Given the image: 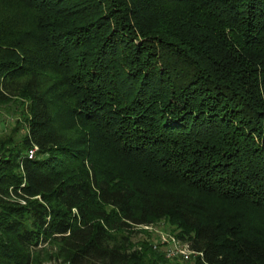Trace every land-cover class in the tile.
Listing matches in <instances>:
<instances>
[{
	"label": "trees",
	"instance_id": "trees-1",
	"mask_svg": "<svg viewBox=\"0 0 264 264\" xmlns=\"http://www.w3.org/2000/svg\"><path fill=\"white\" fill-rule=\"evenodd\" d=\"M0 112V264H264V0H0Z\"/></svg>",
	"mask_w": 264,
	"mask_h": 264
},
{
	"label": "built area",
	"instance_id": "built-area-1",
	"mask_svg": "<svg viewBox=\"0 0 264 264\" xmlns=\"http://www.w3.org/2000/svg\"><path fill=\"white\" fill-rule=\"evenodd\" d=\"M36 149H32L28 152V158H32L34 156ZM144 229H150V227H144ZM160 241L165 243V254L167 258L179 257L184 261L189 260L192 256H196L198 254L192 252L189 247L177 240L175 237L169 234H162L160 236Z\"/></svg>",
	"mask_w": 264,
	"mask_h": 264
},
{
	"label": "rangeland",
	"instance_id": "rangeland-1",
	"mask_svg": "<svg viewBox=\"0 0 264 264\" xmlns=\"http://www.w3.org/2000/svg\"><path fill=\"white\" fill-rule=\"evenodd\" d=\"M14 120L15 117H8L5 113L0 112V134L4 132L8 133L9 130L14 126ZM165 228H167V225H165L164 223H160L151 226L148 232H151L154 237L159 239L162 234H168L165 231Z\"/></svg>",
	"mask_w": 264,
	"mask_h": 264
}]
</instances>
